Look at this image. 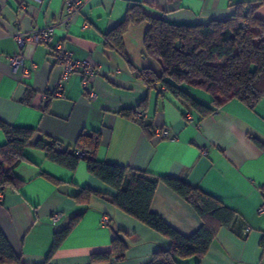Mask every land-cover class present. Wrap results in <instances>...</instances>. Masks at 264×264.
<instances>
[{
  "label": "crops",
  "instance_id": "crops-1",
  "mask_svg": "<svg viewBox=\"0 0 264 264\" xmlns=\"http://www.w3.org/2000/svg\"><path fill=\"white\" fill-rule=\"evenodd\" d=\"M78 13L67 24L65 0H0V120L35 129L36 139L54 140L60 149L71 146L81 133L100 132L94 150L98 160L111 161L153 176H174L187 181L236 212L228 226L218 228L199 264H264V98L253 107L237 98L225 101L211 115L193 120L182 116L187 105L156 84L147 88L139 69L160 70V64L143 54L148 23L130 25L123 36L130 63L105 44V34L124 17L132 1L146 11L170 21L207 23L226 19L237 3H260L255 15L264 19V0H81ZM55 25L52 43L27 42L23 64L9 58L20 53L15 40L35 26ZM61 42L76 59L90 60L96 74L86 89L80 73L61 81L51 45ZM96 93L90 98L88 92ZM195 91L204 102L210 96ZM132 110L141 118L126 116ZM149 126V130L144 129ZM167 127L175 140L155 132ZM0 128V145L5 142ZM27 161L14 173L24 179L18 190L6 189L0 199V228L25 264H44L53 235L75 224L61 241L48 264H147L168 248L169 240L122 212L107 200L92 196L87 205L72 198L80 187L90 186L113 194L114 190L89 173L80 160L74 170L48 160L43 150L29 145ZM46 173L62 183H55ZM151 209L180 233L189 235L202 223L195 208L164 182H159ZM60 213L57 220L53 213ZM110 218L109 224L102 216ZM126 235L128 248L121 259L92 262L95 253L108 252L113 231ZM196 259H179L194 264Z\"/></svg>",
  "mask_w": 264,
  "mask_h": 264
},
{
  "label": "trees",
  "instance_id": "trees-1",
  "mask_svg": "<svg viewBox=\"0 0 264 264\" xmlns=\"http://www.w3.org/2000/svg\"><path fill=\"white\" fill-rule=\"evenodd\" d=\"M259 4L240 2L235 5L229 18L188 23L151 15L140 1H132L122 20L105 34V44L130 63L123 36L130 25L147 22L143 54L161 67L159 71L139 69V75L147 88L159 84L168 95L187 105L181 111L182 114L194 111L200 118L213 114L231 98L253 107L264 98V19L254 13ZM195 89L208 93L210 101L200 99ZM122 113L130 117L136 114L132 110ZM0 128L6 139L0 145L1 193L6 189L18 190L24 183V179L16 175L14 169L28 160L25 149L29 145L43 150L48 160L70 170H74L78 162L84 160L89 173L114 190V193L82 186L72 195L77 204L87 205L92 196L103 198L169 240L168 248L157 251L147 264H179V259L193 257L196 259L194 264H199L218 228L230 225L236 217V212L218 198L184 179L167 175L153 176L126 165L96 159L93 152L100 143L99 131L83 132L71 146L60 149L59 143L54 140L36 139L32 142L35 129L31 127L13 126L0 120ZM144 129L148 131L149 126L144 125ZM256 143L264 149V144L259 141ZM77 150H86L90 156L81 159L76 154ZM42 174L55 183H62L46 173ZM161 181L188 201L199 214L202 223L193 233H180L151 209L154 192ZM76 220L77 217H74L66 228L53 235L44 264H48ZM261 242L264 245V238ZM127 248L125 233L115 230L110 250L92 254L91 261H107L112 255L121 259ZM0 264H25L1 228Z\"/></svg>",
  "mask_w": 264,
  "mask_h": 264
},
{
  "label": "built area",
  "instance_id": "built-area-1",
  "mask_svg": "<svg viewBox=\"0 0 264 264\" xmlns=\"http://www.w3.org/2000/svg\"><path fill=\"white\" fill-rule=\"evenodd\" d=\"M42 1V0H38ZM82 4L81 0H65V10L67 12V18L63 21L65 24L69 22V19L79 12L80 6ZM55 25L49 24L43 27L35 26L31 30L21 33L18 32L15 35V40L17 43V47L20 50V53L12 55L9 60L13 66H18L23 64V54L21 51L25 47L27 42H35V43H52V39L54 36ZM52 47V56L54 63H57L61 69V79L58 89L54 94H61V81H65L72 73H80L82 76V86L84 89L91 83L93 76L96 74V66L87 59H76L72 56L71 52L67 50L61 42H55L51 45ZM90 98H94L96 93L93 90L88 92ZM143 113L136 112V117L141 118ZM182 116L188 121L191 122L193 120L192 114L188 111L184 112ZM155 134L162 139L167 140H175L177 135L171 133L170 129L167 127L158 128ZM76 154L81 159L88 158L90 156V152L86 150H77ZM2 197V193L0 192V199ZM259 211H264V204L260 207ZM61 216L60 213H53L52 219L55 221ZM102 222L104 224H109L110 218L107 215L102 216ZM117 259V258H115Z\"/></svg>",
  "mask_w": 264,
  "mask_h": 264
},
{
  "label": "rangeland",
  "instance_id": "rangeland-1",
  "mask_svg": "<svg viewBox=\"0 0 264 264\" xmlns=\"http://www.w3.org/2000/svg\"><path fill=\"white\" fill-rule=\"evenodd\" d=\"M194 91H197L196 89Z\"/></svg>",
  "mask_w": 264,
  "mask_h": 264
}]
</instances>
